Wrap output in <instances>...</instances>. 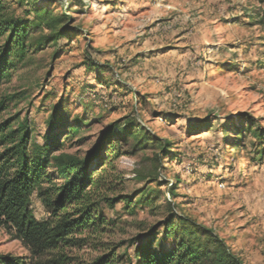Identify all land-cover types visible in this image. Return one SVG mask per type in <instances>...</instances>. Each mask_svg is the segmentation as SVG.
Segmentation results:
<instances>
[{"label": "rangeland", "instance_id": "obj_1", "mask_svg": "<svg viewBox=\"0 0 264 264\" xmlns=\"http://www.w3.org/2000/svg\"><path fill=\"white\" fill-rule=\"evenodd\" d=\"M40 4L69 15L71 28L79 31L71 33V41L61 42L63 50L49 47L35 55L1 88L2 97L28 98L11 103L5 116L19 113L21 120L27 119L38 145L44 144L56 109L70 126L79 118L81 135L71 141L62 137L64 151L80 157L106 128L127 120H135L154 140L173 144L156 181L139 182L134 172L155 165L153 151L125 154L117 161L124 176L114 178L119 192L153 190L152 206L127 210L123 203L114 208L103 204L104 215L115 223L108 233L78 242L62 254L72 264H90L111 248L121 247L118 255L132 256L131 240L174 210L213 229L244 264H264L261 141L250 133L234 140L242 116L258 120L264 131V0H40ZM115 29L118 41L109 38ZM156 30L165 46H176L174 30L202 43L192 48L180 45L183 49L168 61L163 55L171 47L150 49L158 42ZM90 59L101 69L97 71L102 85L97 73L84 65ZM132 146L124 145L123 153L131 152ZM172 188L176 198L171 197ZM31 210L39 221L50 218L37 196ZM8 255L35 263L56 256L40 258L0 228V256Z\"/></svg>", "mask_w": 264, "mask_h": 264}, {"label": "trees", "instance_id": "obj_2", "mask_svg": "<svg viewBox=\"0 0 264 264\" xmlns=\"http://www.w3.org/2000/svg\"><path fill=\"white\" fill-rule=\"evenodd\" d=\"M71 17L58 14L40 0H0V228L13 233L32 253L42 258L56 254L46 262H25L22 258L0 256V264H72L62 254L85 242L92 236L108 233L115 223L106 218L103 204L114 208L123 203L129 210L152 206L155 191L148 188L133 194H121L115 177L121 176L117 161L125 154L142 150L155 153V165L148 171H134L139 182L156 181L163 161L172 155L173 144L168 140H154L135 120L113 123L103 131L92 149L84 157L64 151L65 142L81 135L83 121L76 118L75 125L61 117L56 109L48 121L49 133L44 144L33 143V131L21 115L5 116L18 96L2 97L1 88L12 82L15 73L27 67L35 55L52 47L58 52L61 42L71 41ZM60 48V50H59ZM88 70L97 73L100 68L90 59ZM99 70V72L97 71ZM239 137L250 133L261 141L260 159L264 158V131L258 120L242 116ZM211 129L210 124L207 126ZM60 130V131H59ZM63 130V131H62ZM62 131V132H61ZM133 143L131 152L123 153L124 145ZM118 180V178H117ZM47 185V188H44ZM171 197L175 192L169 190ZM34 196L39 197L50 211V218L39 221L31 210ZM78 236H84L79 240ZM156 250L157 246L169 244ZM133 255H118L119 248L97 257L90 264H244L227 242L213 229L189 217L170 210L165 219L131 240Z\"/></svg>", "mask_w": 264, "mask_h": 264}, {"label": "crops", "instance_id": "obj_3", "mask_svg": "<svg viewBox=\"0 0 264 264\" xmlns=\"http://www.w3.org/2000/svg\"><path fill=\"white\" fill-rule=\"evenodd\" d=\"M163 29H166V27H164ZM115 32H118V30L115 29L114 33ZM159 32H160V30L159 31L156 30L155 32H153L155 34V36H157L156 38L158 39L157 40L158 42L157 43L153 42L151 44V45H153V47H150V49L152 51L153 50L154 51H158L157 49H163V48H170L171 47V49H169L168 53H165L163 55V57H168V58H163V59H168V61H170L171 58H173L174 56L177 55V51L178 50L183 49V48H181L180 45H182V44L184 45L185 44L184 48H189V47L192 48L194 46L193 45L194 43L197 44V45H200L202 43L201 40H199L198 38H195V36H193V35L190 36V37L186 36V38H185V34L181 35V33H183V31L174 30V31L171 32V35L174 38V40H176V42H175L176 46L175 45L171 46L169 43H168V45L165 46V42L162 40V38H161L162 36L159 34ZM114 33H112V34L109 33V38H111V40L114 39V40L118 41V36H117L116 33H115L116 35L114 36ZM186 35H188V34H186ZM108 45H110V44H108ZM155 47H157L156 50L154 49ZM96 78H97V76H96ZM100 87H102V86H100Z\"/></svg>", "mask_w": 264, "mask_h": 264}]
</instances>
